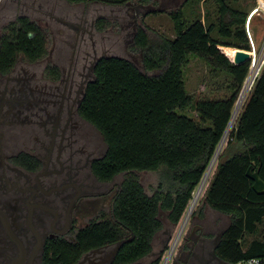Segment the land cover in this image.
Masks as SVG:
<instances>
[{"label": "trees", "instance_id": "16d2710c", "mask_svg": "<svg viewBox=\"0 0 264 264\" xmlns=\"http://www.w3.org/2000/svg\"><path fill=\"white\" fill-rule=\"evenodd\" d=\"M188 1L197 0H186L185 7ZM214 1L215 10L195 12L190 19L185 18V7L168 11L173 37L151 38L144 28L136 30L132 48L142 53L144 69L157 70V74H145L133 62L117 56H104L96 62L94 79L87 83L79 108L107 146L103 157L93 162V173L109 181L121 172L152 170L158 173V183L148 195L136 177L125 178L109 217L101 213L76 229L71 241L48 244L44 257L49 264H75L85 252L119 241L111 264H130L152 251L153 239L162 228L161 209L168 211L171 224L180 222L250 66V59L236 64L220 48L235 47L236 60L249 54L245 29L249 1ZM252 1L255 5L256 0ZM46 51L43 30L29 17L19 16L0 37V70L9 69L19 55L35 61ZM190 53L230 75L228 97L194 102L186 93L182 69ZM189 106L196 110L197 120L175 111ZM207 122L209 126L204 125ZM237 143L242 149L230 153ZM248 168L258 170L264 181V64L204 196L207 205L230 217L216 253L232 264L264 256V193L252 188ZM252 234L255 236L247 241L246 236ZM159 261L157 256L152 264Z\"/></svg>", "mask_w": 264, "mask_h": 264}, {"label": "flooded vegetation", "instance_id": "af4514ba", "mask_svg": "<svg viewBox=\"0 0 264 264\" xmlns=\"http://www.w3.org/2000/svg\"><path fill=\"white\" fill-rule=\"evenodd\" d=\"M20 58L0 70V264H49L48 244L73 239L81 219L99 205V187L107 182L92 169L105 154L99 155L100 131L79 111L100 58L90 67L75 65L71 73V65L66 69L57 57L39 74L29 64L40 58L25 59L27 66L18 64ZM213 210L206 204L204 214L188 220L166 264H232L216 253L227 225L208 214ZM116 243L85 252L75 264H111Z\"/></svg>", "mask_w": 264, "mask_h": 264}, {"label": "rangeland", "instance_id": "374dc122", "mask_svg": "<svg viewBox=\"0 0 264 264\" xmlns=\"http://www.w3.org/2000/svg\"><path fill=\"white\" fill-rule=\"evenodd\" d=\"M248 1L247 10L249 12L246 23L251 22L253 44L258 48L264 39V16L253 13L258 4L257 1L255 5L252 0ZM185 2L186 0H87L78 3L66 0H0V37L7 31L11 22H14L17 17L25 15L35 22L46 36V54L37 62L29 64L38 74L42 72L45 65L53 63L57 57H61V64L66 69L71 65L72 73L75 65L79 63L86 62L87 67H90L103 56H117L133 62L141 72L154 75L158 71H146L142 64V53L132 48L134 34L139 27H142L151 38H155L157 35L173 37V23L167 12L178 7H185ZM262 4L260 3V5ZM215 7L214 0H197L191 3L188 1L185 7L187 10L185 18L190 19L195 12L205 13L215 10ZM220 48L228 58L230 56L234 58L235 47L220 46ZM251 49L250 46V49L246 51ZM187 60L182 69L183 79L186 93L192 97L194 102L203 99H223L230 95V75L214 68L206 60L196 57L194 54L190 53ZM27 63L25 59L18 60L20 66H27ZM175 111L196 120L198 118L196 110L192 106L184 109L176 108ZM204 125L209 126L210 124L207 122ZM98 134L101 144L99 155H102L107 146L101 133ZM224 148L220 150V154ZM238 148L239 143L232 146L229 152L232 153V150L237 152L242 149ZM215 171L216 168L214 173ZM130 176L137 178L148 195L153 194L158 183L156 171L121 172L113 179L100 185L99 190L103 197H101L99 205L93 212L81 219L78 227L87 225L90 218L98 217L101 213L105 217H109L115 194L123 180ZM204 196L205 193L195 201V197L192 196L191 204L189 203L190 206L187 207V210L191 207L189 216H187L186 210L181 217L182 220L187 219L185 224L188 220L196 218V215L204 214L206 209ZM208 214H217V221H220L222 227L229 223L228 214L215 210L211 213L209 211ZM158 215L162 222V228L154 237L152 252L130 264H149V261L162 250L167 231L172 230L174 226L170 223L167 210L161 209ZM262 227L260 225L259 230H262ZM123 235L128 236V233L124 231ZM254 236L253 234L247 235L246 240L249 241Z\"/></svg>", "mask_w": 264, "mask_h": 264}, {"label": "built area", "instance_id": "2783aa9c", "mask_svg": "<svg viewBox=\"0 0 264 264\" xmlns=\"http://www.w3.org/2000/svg\"><path fill=\"white\" fill-rule=\"evenodd\" d=\"M260 3L262 5H260ZM253 13L256 14H262L264 16V1L260 0V2L258 1L257 6L254 8ZM249 37V36H248ZM251 46V50L249 51V59H250V66L247 72V75L242 83V86L237 94L236 100L233 104V107L231 109V114L230 117L228 119V122L226 124V127L220 137V140L198 182V184L196 185L195 189L192 192V196L195 197L194 201L196 200V198H200L206 191L211 178L214 175V170L217 164V159H219L218 157H220V150L223 149L227 144L228 140L231 139V133L234 130V128H236V124H237V120L240 114V111L245 103V100L247 99L255 80L257 79V77L260 74V71L262 69V66L264 64V39L261 43V45L256 48L253 44L250 45ZM229 59L233 62V58L230 56ZM215 167V168H214ZM192 199V197H191ZM190 199V201H191ZM189 201V203H190ZM193 201V202H194ZM188 203V205H189ZM191 204V203H190ZM187 205V207H188ZM190 206V205H189ZM193 207V205H191ZM187 207L185 209V211L187 210ZM191 208V207H190ZM189 208V210H190ZM189 210H187L188 214L187 216H189ZM184 211V212H185ZM184 214V213H183ZM187 220V219H186ZM186 220H180V222L176 225V229L172 234L171 240L169 241V243L167 244V247L165 249V252L161 258V260L159 261V264H166V260L167 257L170 254V251L173 249V247L175 246L178 237L180 236V232L182 230V228L184 227ZM234 264H264V256L262 257H249V258H244V259H240L238 261H236Z\"/></svg>", "mask_w": 264, "mask_h": 264}, {"label": "water", "instance_id": "95a60500", "mask_svg": "<svg viewBox=\"0 0 264 264\" xmlns=\"http://www.w3.org/2000/svg\"><path fill=\"white\" fill-rule=\"evenodd\" d=\"M249 54L248 55H245L243 56V58H241L240 60H236V59H233V62L236 63V64H239V63H242L246 60L249 59ZM246 175L252 179L253 181V184H252V188L254 189V191L258 194H262L264 193V181L260 178L259 176V171L258 170H251L250 168L247 169V172H246ZM122 241H119L116 243L115 245V253L117 252L118 248L120 247ZM89 264H99L98 262H93V261H90Z\"/></svg>", "mask_w": 264, "mask_h": 264}, {"label": "crops", "instance_id": "0c3cea01", "mask_svg": "<svg viewBox=\"0 0 264 264\" xmlns=\"http://www.w3.org/2000/svg\"><path fill=\"white\" fill-rule=\"evenodd\" d=\"M256 1L257 2L259 1L260 2V0H256ZM262 1H264V0H262ZM250 23L251 22L245 23V29H246L247 35L249 36L250 45H252L253 44V40H252V33H251V30H250Z\"/></svg>", "mask_w": 264, "mask_h": 264}]
</instances>
